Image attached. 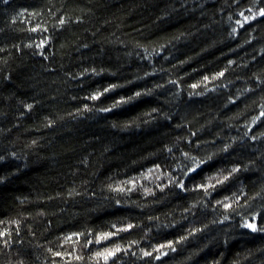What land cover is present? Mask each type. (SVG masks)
I'll list each match as a JSON object with an SVG mask.
<instances>
[{
    "label": "trees",
    "instance_id": "trees-1",
    "mask_svg": "<svg viewBox=\"0 0 264 264\" xmlns=\"http://www.w3.org/2000/svg\"><path fill=\"white\" fill-rule=\"evenodd\" d=\"M262 9L0 0V264H264Z\"/></svg>",
    "mask_w": 264,
    "mask_h": 264
},
{
    "label": "snow or ice",
    "instance_id": "snow-or-ice-1",
    "mask_svg": "<svg viewBox=\"0 0 264 264\" xmlns=\"http://www.w3.org/2000/svg\"><path fill=\"white\" fill-rule=\"evenodd\" d=\"M5 2H6V0H5ZM259 15H260V16H264V9H262V10L259 12ZM245 19L247 20L248 18L246 17ZM61 23H63V21H61ZM221 75H222V74H221ZM95 98H96V97H93V99H95ZM262 115H264V113H262ZM253 219H255V218H253ZM243 226H244V227H247V228H249V229H251L252 231H257V230H258L257 227H256V225H255V223H245ZM129 227H131V226H129ZM260 230H264V229H260ZM108 235H112V234H111V233H110V234H106L105 236L99 237L98 239H106ZM67 239H71V237H68ZM168 246L170 247L171 245H168ZM119 250H120V249L117 248L115 251H119ZM112 255H114V252L109 251V252L107 253V255L104 256V259L107 260V259H108L110 256H112ZM144 255H145V256H150V255H152V254H151V253H148V252H145ZM157 259H159V257H157Z\"/></svg>",
    "mask_w": 264,
    "mask_h": 264
},
{
    "label": "clouds",
    "instance_id": "clouds-1",
    "mask_svg": "<svg viewBox=\"0 0 264 264\" xmlns=\"http://www.w3.org/2000/svg\"><path fill=\"white\" fill-rule=\"evenodd\" d=\"M137 95H139V93H137ZM233 171H235V169H233ZM225 179H227V177H225Z\"/></svg>",
    "mask_w": 264,
    "mask_h": 264
}]
</instances>
